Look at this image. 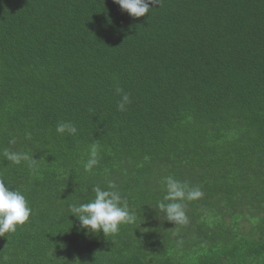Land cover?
<instances>
[{"label": "trees", "instance_id": "obj_1", "mask_svg": "<svg viewBox=\"0 0 264 264\" xmlns=\"http://www.w3.org/2000/svg\"><path fill=\"white\" fill-rule=\"evenodd\" d=\"M168 175L204 192L187 225L156 208ZM0 180L32 208L0 264H264V0H160L140 18L113 0H0ZM109 181L138 219L85 235L69 206Z\"/></svg>", "mask_w": 264, "mask_h": 264}, {"label": "clouds", "instance_id": "obj_2", "mask_svg": "<svg viewBox=\"0 0 264 264\" xmlns=\"http://www.w3.org/2000/svg\"><path fill=\"white\" fill-rule=\"evenodd\" d=\"M120 9L132 18L144 17L150 12V5L160 4V0H113ZM116 93L120 96L117 102L119 112L127 111L131 103L130 95L117 87ZM56 133L60 136L68 135L75 137L78 128L71 121H60L56 125ZM30 139V133H26ZM16 139L9 140V145H15ZM101 146L99 142L92 143L88 147L87 159L83 161L85 173H91L100 163ZM5 160L13 165H21L28 162L29 166L37 161L27 152L13 150L11 147L4 148L2 152ZM163 198L157 202L156 208L163 213L167 222L175 226H183L189 223L186 213V204L196 202L203 198L204 192L199 186H191L185 181L179 180L173 175L164 177ZM94 197L87 202H78L70 205L71 215L75 216L85 235L102 232L105 236L115 235L124 225H132L138 219V213L132 210L127 200L122 196L114 181L107 182L106 188L96 185L92 188ZM32 214L26 195L19 189H13L5 181L0 180V236L15 233L18 227L24 226ZM182 241H177L180 245ZM75 264H81L77 259Z\"/></svg>", "mask_w": 264, "mask_h": 264}]
</instances>
